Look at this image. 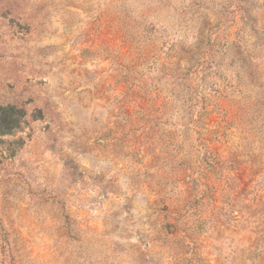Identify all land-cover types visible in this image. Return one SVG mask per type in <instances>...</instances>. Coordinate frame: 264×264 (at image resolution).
<instances>
[{
	"label": "rangeland",
	"instance_id": "obj_1",
	"mask_svg": "<svg viewBox=\"0 0 264 264\" xmlns=\"http://www.w3.org/2000/svg\"><path fill=\"white\" fill-rule=\"evenodd\" d=\"M7 106L0 264H264V0H0Z\"/></svg>",
	"mask_w": 264,
	"mask_h": 264
},
{
	"label": "trees",
	"instance_id": "obj_2",
	"mask_svg": "<svg viewBox=\"0 0 264 264\" xmlns=\"http://www.w3.org/2000/svg\"><path fill=\"white\" fill-rule=\"evenodd\" d=\"M0 110V133L8 134L18 127L20 111L11 106L0 108Z\"/></svg>",
	"mask_w": 264,
	"mask_h": 264
}]
</instances>
